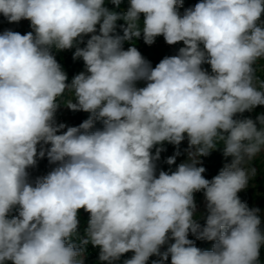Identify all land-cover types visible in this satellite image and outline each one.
Listing matches in <instances>:
<instances>
[{"label": "clouds", "instance_id": "9594fccd", "mask_svg": "<svg viewBox=\"0 0 264 264\" xmlns=\"http://www.w3.org/2000/svg\"><path fill=\"white\" fill-rule=\"evenodd\" d=\"M128 1L121 14L105 0H0L10 23L29 20L33 29L0 34V264H83L89 243L108 264L129 251L124 264H146L153 255L161 257L153 264L169 255L171 264H259V209L237 194L256 174L249 165L264 148V115L259 129L234 117L264 105V81L258 88L253 68L264 59V0H201L183 16V0ZM120 19L123 36H113ZM141 33L147 46L160 35L185 46L153 68L136 47L122 48ZM87 34L73 57L86 72L69 84L50 49H71ZM139 80L146 86L137 88ZM66 92L73 96L67 108L92 114L78 127L55 120ZM96 119L103 129L89 131ZM185 134L190 163L157 177L163 148L155 156L151 149L178 146ZM217 141L234 159L208 180L196 165ZM45 155L57 166L30 183L27 169ZM174 162L175 155L167 159ZM199 191L209 213L203 227L194 219ZM80 209L90 213L84 236ZM189 233L215 241L212 250L196 247Z\"/></svg>", "mask_w": 264, "mask_h": 264}, {"label": "rangeland", "instance_id": "374dc122", "mask_svg": "<svg viewBox=\"0 0 264 264\" xmlns=\"http://www.w3.org/2000/svg\"><path fill=\"white\" fill-rule=\"evenodd\" d=\"M198 2H201V0H183L182 6H177V11L181 16H183L186 9L193 8L195 6V4ZM104 6L107 8L106 2H105ZM143 19H144L143 14H141L140 20L143 21ZM122 21H124V20L122 19ZM260 22H261V26L264 27V15H262ZM119 29H120L119 27H116L114 32L121 33V31ZM6 30H12L14 32H19L22 35L33 31L32 27H31V23L29 20L22 19L19 22L10 23L8 21V19L5 18L4 20L0 21V34H3V32ZM161 44H163V45L167 44L162 35L157 36L155 38L153 46L158 47ZM144 45H146L145 42L140 43V46H144ZM184 46L185 45L181 41V42H178V43L174 44L173 46H171L172 48H170V49L173 52H175V55H178L179 49L184 47ZM149 47H151V46H149ZM201 47H203V45H201ZM72 49H75V46ZM63 51H64V53H67L68 49L63 50ZM78 59H80V58H78ZM149 64L151 65V67L154 68L158 63L149 62ZM254 65L256 67H258L259 72H263L262 74H264V59L258 60ZM61 68L67 75V81L66 82L70 84L75 75L69 71L67 66L63 67L61 65ZM201 68L203 70L207 71L209 74H212L211 66L209 64L204 63V66L201 65ZM81 72H86L84 61L80 64V68L78 69V72L76 73V75L81 73ZM263 77H261L259 79L257 77L256 80L259 82L257 87H259L260 82L264 81ZM144 82H146V81L145 80H139L135 83V86H137V85L142 86V84ZM69 99H73V96L71 93H67V92L65 93V95L63 97L60 98L59 102H61V104H60V106L57 109V112L55 114V120H56L57 124L63 123L66 126H77L78 127L80 125L81 119H83V114H85L87 112L82 111V110L81 111H73V110H70L69 108H67L63 103ZM73 102H75V101H73ZM258 112H259L260 116L264 115V105L259 108ZM63 131H66V128L62 129L61 132L58 134H62ZM216 146H219L222 149L221 151L223 152L224 159H228V160H230L229 162L232 163L234 158L232 156L226 157L224 155L223 142L217 141ZM46 147H50V145H48ZM158 147L163 148V151H161V153H160V158L158 160H155L154 162L158 165L160 171H165L164 166L166 164H168L167 159L169 157L174 156V155H175V162L173 163V166L175 167V171L177 170L178 166L181 163H190L189 156H188L189 143H188V138H187L186 134H185V139L178 146L174 145L172 143H169L167 141L163 142L162 144L154 146L151 149V153L153 156H155L156 149ZM194 150L195 149H192V151H194ZM38 151H39V146H38ZM177 152H179V155H176ZM208 157H209L208 155L200 156L198 158L199 163L196 166L197 167L202 166V167L206 168V163H207ZM56 166H57V164L51 163L46 155L43 158L37 157V163L34 166L36 169V172L34 174V182L37 178H40L42 176L47 175ZM249 166L252 168H255L256 174L254 177H252L249 180L248 186L245 189L238 192L237 195L241 199L242 202H245L247 205H249L253 208L259 209V214L261 215L260 228H261V231L264 232V228H263V226H264V148H262L261 151L253 158V160L250 162ZM202 175L205 178V172ZM258 177H261V179L263 180V184L262 183L260 184L258 182ZM194 200H195V204H196V211L194 213V219L202 227V222L205 220L207 213H208L207 206H206L207 202L205 200L203 191L195 192L194 193ZM12 217H13L12 215H8L9 219ZM188 239L194 241L195 246L198 247V245L196 243L197 239L192 233H189ZM214 243H215V241L211 242L212 245H214ZM261 247L263 249H261L260 251H261V253H264V245H262ZM95 248H96V252L100 253V247L95 246ZM165 251H167V248L164 245H162L160 248V252L163 253ZM133 255H134V252H132V251L124 253L120 256V258L118 260L113 261L112 264H124V262L128 259H131L133 257ZM80 259L83 260V264H93L92 259L86 258V256L84 254H82ZM160 259H161V257H159L157 255L150 256L148 261L146 262V264H153V261H159ZM7 264H9V263H7ZM164 264H171V256L170 255H169L168 259L166 261H164ZM259 264H262L260 260H259Z\"/></svg>", "mask_w": 264, "mask_h": 264}, {"label": "trees", "instance_id": "16d2710c", "mask_svg": "<svg viewBox=\"0 0 264 264\" xmlns=\"http://www.w3.org/2000/svg\"><path fill=\"white\" fill-rule=\"evenodd\" d=\"M105 2L107 3V9L109 11L112 12H116V13H124L127 11L128 6H129V1L128 0H121V3L117 6L115 4H113L111 2V0H105ZM6 17H4V15L2 13H0V21L4 20ZM142 22V21H141ZM260 26H261V22H259ZM121 26L126 27V22L122 21V19L118 20L116 22V27H119L121 33H117V32H113L111 35L116 36H123V28ZM97 28V32L94 34H100L99 33V24L96 26ZM92 34H87L84 35L82 37V42H78L75 46V49H68L67 53H64L63 50H57L55 47L50 49L51 54L55 57V59L57 60L58 63H60L63 67L67 66V68L69 69V71L76 75V73L78 72V69L80 68V64L83 62V59H74V52L76 51V47H80V48H84L86 47V43L87 40L91 38ZM144 42L143 39V33H141V36L139 38H133L132 40H125L123 41L122 44V48L123 50H127L129 47H136L137 50L141 53L142 57L147 61V62H156L159 63L163 58L165 57H170V56H175V52H173L170 48H172L171 46L173 45H169V44H161L158 47H154V46H140V43ZM204 66V64H202ZM253 68L255 69V77L257 79L261 78L264 76V74H262L263 72H259L258 71V67H256L255 65H253ZM264 78V77H263ZM257 86H258V81L256 80ZM147 84V81L144 82L142 84V86L137 85V88H142L145 87ZM259 88V87H258ZM263 106V105H258L256 106L254 109H252L251 111H245L242 114H237L234 118L235 119H252L253 121L256 122L257 124V128L259 129L261 126L257 120V117L260 116L259 115V108ZM92 114L87 112L85 114H83V119H81L80 124L87 120ZM102 130L103 129V122L100 119H96L94 120V125L93 128L90 129L89 131H95V130ZM217 145V144H216ZM222 149L219 146H216L214 149L209 151L208 154V160L206 163V168H205V179L211 180L213 177H215L216 175L219 174V172L226 166V165H230L231 163L229 162L230 160L228 159H224L223 157V152L221 151ZM155 163V162H154ZM155 174L158 177L159 175V167L158 165L155 163ZM165 172H167L168 174H171L172 172H175V167L173 166V164H166L164 166ZM28 172V180L30 183L34 184V174L36 172L35 167H30L27 169ZM258 182L261 184H263V180L261 179V177H258ZM248 207L250 209H252L253 207L249 206ZM18 212H19V207H15L13 208V210L8 214V215H12L14 216H18ZM209 213H207L208 215ZM258 216L259 218H261V215L258 212ZM78 218H79V233L80 236H84L85 234V230L88 226V221L90 218V213L85 211L84 209H80L78 211ZM207 218V216H206ZM206 218L205 220L202 222V227L206 225ZM264 228V226H263ZM71 243L75 244L77 247H80L79 244V240L78 238H72ZM174 239H169L164 246L166 248H168L172 243H174ZM212 241H208V240H196V243L198 245V248H200L201 250H207V251H211L213 248V245L211 244ZM263 249L262 247L260 248V250ZM259 250V260L261 261L262 264H264V253H261V251ZM83 254L86 256V258H91L93 261V264H108L107 261H101L99 260V254L96 252V248L95 246H93L91 243L87 244L86 246H83ZM12 264L11 261H6L5 264Z\"/></svg>", "mask_w": 264, "mask_h": 264}, {"label": "built area", "instance_id": "2783aa9c", "mask_svg": "<svg viewBox=\"0 0 264 264\" xmlns=\"http://www.w3.org/2000/svg\"><path fill=\"white\" fill-rule=\"evenodd\" d=\"M151 45H152V44H151ZM151 45H150V46H151Z\"/></svg>", "mask_w": 264, "mask_h": 264}]
</instances>
